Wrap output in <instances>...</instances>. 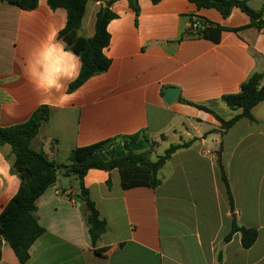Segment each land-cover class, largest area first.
Returning <instances> with one entry per match:
<instances>
[{
  "label": "crops",
  "instance_id": "crops-1",
  "mask_svg": "<svg viewBox=\"0 0 264 264\" xmlns=\"http://www.w3.org/2000/svg\"><path fill=\"white\" fill-rule=\"evenodd\" d=\"M103 5L89 1L80 30L61 39L76 56L81 44L75 40L93 37ZM247 5L260 12L264 0H247ZM111 9L118 18L108 24L111 39L104 55L109 69L72 92L73 102L58 107L56 95L36 90L26 66L49 35L56 33L57 39L65 28L66 10H52L47 0L35 10L0 1V126L24 123L38 107L48 106L50 118L31 148L64 165L74 148L147 136L152 130L171 135L173 144L198 141L172 155L155 189L125 190L119 171H88L84 185L106 222L95 245L75 200L79 182L60 169L56 183L37 202L45 232L25 264H264V101L252 109L254 121L243 118L226 132L210 113L179 102H215V112L232 119L237 112L220 99L237 94L254 72L264 73V33L232 31L250 24L239 8L224 18L188 0H141L137 22L126 1ZM199 18L225 29L218 43L202 37L180 40ZM71 82L65 81L67 92ZM172 87L179 93L167 104L163 92ZM218 152L235 214L220 177ZM13 160L9 146L0 148V214L21 185L11 171ZM234 219L258 231L252 248H243L240 233L224 242ZM0 264H20L6 244Z\"/></svg>",
  "mask_w": 264,
  "mask_h": 264
},
{
  "label": "trees",
  "instance_id": "trees-1",
  "mask_svg": "<svg viewBox=\"0 0 264 264\" xmlns=\"http://www.w3.org/2000/svg\"><path fill=\"white\" fill-rule=\"evenodd\" d=\"M26 10L38 8L40 0H0ZM89 1L100 2L106 7H101L96 16L95 33L88 39H76L81 44L79 57L82 63L79 75L68 87L72 93L85 84L90 78L105 73L110 67V61L105 57L104 50L110 44L108 24L118 18L112 11V6L119 1H126L135 12L136 22L140 15L141 0H47L52 10L63 8L67 12V23L57 36L61 40L68 35L76 34L82 27L86 6ZM158 4L163 0H150ZM198 9H215L224 18L231 15L235 8H239L250 19L246 27L232 29L240 33L245 29L254 28L258 33H264V20L261 18L263 10L256 12L249 8L247 0H188ZM199 27L189 28L184 37H202L218 43L221 33L225 29L199 18ZM165 92H163L164 94ZM230 110L237 114L229 121L224 120L214 110L215 102L199 104L179 98V102L195 107L213 115L220 123L222 132L229 130L236 122L246 118L253 120L252 109L264 101V73L254 72L245 82L237 94L225 95L221 99ZM50 108L38 107L30 118L21 124L3 128L0 126V148L9 146L14 156L11 171L21 179V185L16 195L0 214V262L2 248L8 245L15 253L20 264H25L30 259V249L44 234L45 229L39 224L37 202L46 190L56 183L63 169V176L74 177L79 182V194L75 199L81 204L83 217L89 227L93 245L105 234L106 222L100 217L95 203L84 185V178L91 169L111 172L119 171L122 188L125 190L135 187L157 188L162 183L160 172L170 160L172 155L179 150L190 148L198 141L193 139L188 142L171 144L156 161H151L146 156L149 141L143 133L132 136H119L106 139L85 147L74 148L69 156L68 164H58L50 160L43 152H36L31 148V141L38 135L42 124L49 120ZM217 165L220 177L224 182L232 214H235L234 201L230 184L226 176L221 153L218 152ZM236 233L241 235L244 249H250L258 240V231L255 228L239 226L234 219L230 233L224 242H229Z\"/></svg>",
  "mask_w": 264,
  "mask_h": 264
},
{
  "label": "clouds",
  "instance_id": "clouds-1",
  "mask_svg": "<svg viewBox=\"0 0 264 264\" xmlns=\"http://www.w3.org/2000/svg\"><path fill=\"white\" fill-rule=\"evenodd\" d=\"M56 33L47 37L38 53L28 60L26 72L38 92L56 95L58 107H63L76 99L75 93L66 91L67 84L79 75L82 68L80 58L63 40L56 39Z\"/></svg>",
  "mask_w": 264,
  "mask_h": 264
},
{
  "label": "rangeland",
  "instance_id": "rangeland-1",
  "mask_svg": "<svg viewBox=\"0 0 264 264\" xmlns=\"http://www.w3.org/2000/svg\"><path fill=\"white\" fill-rule=\"evenodd\" d=\"M147 139L149 141V149L144 152H146V156L151 161H156L173 144L171 135L166 133L157 134L153 130L147 135Z\"/></svg>",
  "mask_w": 264,
  "mask_h": 264
},
{
  "label": "water",
  "instance_id": "water-1",
  "mask_svg": "<svg viewBox=\"0 0 264 264\" xmlns=\"http://www.w3.org/2000/svg\"><path fill=\"white\" fill-rule=\"evenodd\" d=\"M103 7H106V5H103ZM178 93L179 90L177 88H173V87L169 88L164 94V99L166 103L171 104L175 100Z\"/></svg>",
  "mask_w": 264,
  "mask_h": 264
},
{
  "label": "built area",
  "instance_id": "built-area-1",
  "mask_svg": "<svg viewBox=\"0 0 264 264\" xmlns=\"http://www.w3.org/2000/svg\"><path fill=\"white\" fill-rule=\"evenodd\" d=\"M199 25V19H193L190 27L196 29L197 27H199Z\"/></svg>",
  "mask_w": 264,
  "mask_h": 264
}]
</instances>
